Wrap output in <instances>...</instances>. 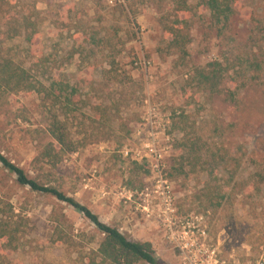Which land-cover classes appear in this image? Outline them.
Instances as JSON below:
<instances>
[{
	"label": "rangeland",
	"instance_id": "1",
	"mask_svg": "<svg viewBox=\"0 0 264 264\" xmlns=\"http://www.w3.org/2000/svg\"><path fill=\"white\" fill-rule=\"evenodd\" d=\"M189 1L195 16L185 59L157 52L162 11L151 0L0 1V54L44 65L45 80L63 79L85 102L70 122L83 145L54 166L37 159L51 140L41 97H1L0 153L131 239L151 242L160 263L264 264V41L251 21L264 0H229L233 14L221 24L197 8L201 0ZM15 11L38 20L33 43L7 36ZM216 60L233 68L222 91L201 89L196 68ZM104 110L103 124H93ZM182 128L218 159L219 208L205 195L206 171L170 177ZM0 199L22 228L16 251L0 246V264L101 261L94 252L105 235L88 218L22 186L1 162Z\"/></svg>",
	"mask_w": 264,
	"mask_h": 264
},
{
	"label": "trees",
	"instance_id": "2",
	"mask_svg": "<svg viewBox=\"0 0 264 264\" xmlns=\"http://www.w3.org/2000/svg\"><path fill=\"white\" fill-rule=\"evenodd\" d=\"M7 2V0H0ZM158 4L162 11L161 24L164 29V44L158 46L157 52L162 56L179 55L185 59L190 55L189 46L192 43L191 30L194 23V6L189 0H151ZM170 6V10H169ZM197 8L211 13L214 24L227 22L233 14L229 0H201ZM17 25L13 27L7 36L9 38L23 37L28 43H33L40 34L38 20L33 15H26L22 11H15L9 17ZM253 33L264 41V13L253 14L251 16ZM44 66V65H43ZM39 64L34 68H28L24 64L16 61L12 56L0 54V98L7 94H19L31 92L38 94L42 99V104L46 108L48 118V133L51 140L42 148L37 159L46 160L52 165H57L67 154L76 152L81 145L79 140H75L70 126L71 119L76 112L80 111L84 101L78 91L63 79L45 80L46 70ZM233 68L225 66L223 62L214 61L204 67H197L195 79L201 89L211 92L222 91L224 75ZM43 70L42 72H39ZM231 100L236 98L235 91L227 89ZM112 107V106H111ZM110 107V108H111ZM100 109V106H95ZM108 115L104 110L100 118H92L94 123L103 124L102 117ZM94 126V125H93ZM98 133L102 130L94 126ZM183 136L179 140L177 147L180 155L175 160L170 177L178 178L182 175L195 174L206 171L209 180L205 184V195L216 208L221 207L224 200L222 190L212 183L218 170V159L215 154L209 159L210 148L200 135L191 128H182ZM0 162L5 170L16 176L18 183L28 187L31 191L42 194H50L62 202H66L74 209L81 212L88 218L104 235V240L95 250V257H100L98 264H163L155 255L151 242L137 241L122 233L117 227L103 222L100 216L92 211L88 206L82 204L77 199L67 195L56 186L48 185L40 180L31 177L23 167L12 162L8 157L0 153ZM216 194V195H214ZM12 205L0 199V246L1 249L9 252L19 248L20 232L22 228L13 216ZM96 258L94 262H96Z\"/></svg>",
	"mask_w": 264,
	"mask_h": 264
},
{
	"label": "flooded vegetation",
	"instance_id": "3",
	"mask_svg": "<svg viewBox=\"0 0 264 264\" xmlns=\"http://www.w3.org/2000/svg\"><path fill=\"white\" fill-rule=\"evenodd\" d=\"M208 238V237H207ZM207 243V242H206ZM208 251H210V250H208ZM208 253H210V252H207V255H208ZM208 256H210V254L208 255Z\"/></svg>",
	"mask_w": 264,
	"mask_h": 264
}]
</instances>
